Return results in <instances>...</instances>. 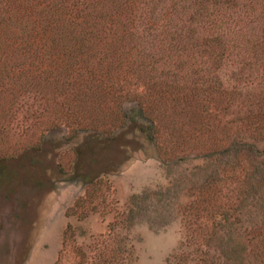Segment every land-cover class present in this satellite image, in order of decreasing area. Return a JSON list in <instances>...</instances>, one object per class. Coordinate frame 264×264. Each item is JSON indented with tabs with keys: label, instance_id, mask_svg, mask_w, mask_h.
<instances>
[{
	"label": "rangeland",
	"instance_id": "rangeland-1",
	"mask_svg": "<svg viewBox=\"0 0 264 264\" xmlns=\"http://www.w3.org/2000/svg\"><path fill=\"white\" fill-rule=\"evenodd\" d=\"M57 2L0 0V264H264V0Z\"/></svg>",
	"mask_w": 264,
	"mask_h": 264
},
{
	"label": "trees",
	"instance_id": "trees-1",
	"mask_svg": "<svg viewBox=\"0 0 264 264\" xmlns=\"http://www.w3.org/2000/svg\"><path fill=\"white\" fill-rule=\"evenodd\" d=\"M71 1H73L71 3ZM75 2V3H74ZM71 3V4H70ZM77 3H78V7H77ZM84 2H80V0H58L57 2V5L58 6H54L56 8V11L58 10H64L63 13H67V10L70 9L69 6H72L75 8V14H78V13H83L84 11H87V8H81L80 6H83ZM69 5V6H68ZM58 12H55V10L53 11V14L52 15H57ZM72 13H70L71 15ZM73 15V14H72ZM77 19V18H76ZM113 23V22H112ZM153 30H156L154 27L152 28ZM131 35H134V34H131ZM126 118V117H125ZM237 145V144H236ZM240 149H249L250 151L253 150V147L251 148V145H247V144H243V143H240V146L237 145ZM227 152V150L224 151V153Z\"/></svg>",
	"mask_w": 264,
	"mask_h": 264
}]
</instances>
